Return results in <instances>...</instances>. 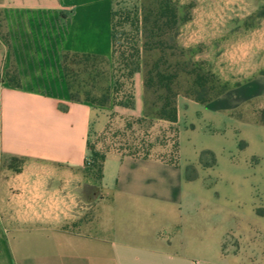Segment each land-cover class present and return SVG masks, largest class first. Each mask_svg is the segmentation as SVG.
Returning a JSON list of instances; mask_svg holds the SVG:
<instances>
[{
  "label": "crops",
  "instance_id": "crops-1",
  "mask_svg": "<svg viewBox=\"0 0 264 264\" xmlns=\"http://www.w3.org/2000/svg\"><path fill=\"white\" fill-rule=\"evenodd\" d=\"M0 8V67L12 63L17 76L11 82L0 72V264H264V214L214 201L225 193L218 181L231 175L186 178L184 164L226 146V136L207 133L213 127H180L190 158L180 148L177 164L108 149L97 208L96 194L86 196L90 137L115 118L146 119L141 71L128 78V101L115 93L103 106L72 100L60 80L61 52L112 57L111 0H0ZM5 53H13L6 63ZM259 100L264 76L204 104L178 99L177 123L186 108L211 125ZM57 210L91 213L71 228L53 222Z\"/></svg>",
  "mask_w": 264,
  "mask_h": 264
},
{
  "label": "rangeland",
  "instance_id": "rangeland-1",
  "mask_svg": "<svg viewBox=\"0 0 264 264\" xmlns=\"http://www.w3.org/2000/svg\"><path fill=\"white\" fill-rule=\"evenodd\" d=\"M111 1L112 57L61 52L57 55L60 80L70 98L96 104L115 93L121 97L118 102L128 101L131 87L127 75L135 67L142 72L143 83L149 73L155 85L144 89L146 119L139 122V119L115 118L105 134L90 137L89 145L99 152L117 149L124 154L156 156L177 164L180 148L183 157L190 158V138L180 127L186 130L213 127L207 133L212 137L226 136V146L218 155L201 152L195 165L184 164L186 178H196L202 171L210 175L209 181L213 183L215 178L229 173L231 178L217 183L226 185L225 193L214 194V201L234 207L240 213L247 214L254 208L256 214H264V157L260 161L258 155L264 147V102L246 103L211 125L201 122L200 115L190 114L187 108L180 124L177 121L171 124L156 116L160 100L168 95L158 89L159 80L169 83L175 103L179 99L188 104L210 101L264 76V0H171L176 12V24L171 28L160 18L163 0ZM12 54L5 53V63L12 59ZM5 66V69L0 67V72L4 70L2 75L16 82L13 64ZM215 127L228 128L225 133ZM22 165V161H15L13 166L16 169ZM85 171V194H96L97 208L101 199L97 170L85 168ZM91 203L92 200L86 201V206ZM78 212L57 210L53 222L77 228L78 221L87 219L91 211H85L80 219ZM230 243L235 245L233 240Z\"/></svg>",
  "mask_w": 264,
  "mask_h": 264
},
{
  "label": "trees",
  "instance_id": "trees-1",
  "mask_svg": "<svg viewBox=\"0 0 264 264\" xmlns=\"http://www.w3.org/2000/svg\"><path fill=\"white\" fill-rule=\"evenodd\" d=\"M160 11H161L160 18L165 20L166 26H169L170 28H171V26H175V24H176V14L175 13L176 12H175V8L173 7L172 1L171 0H163L162 4L160 5ZM111 39H112V46L114 47L113 22H112ZM113 52L114 51H112V55H113ZM136 55L138 57V55H139L138 50L136 51ZM84 56H88V55H84ZM138 70H139L138 67H135V69L130 70L127 77L129 78L133 73L137 72ZM145 76H146V78L144 80L143 87H144V89L149 90L155 84L152 81V77L149 76V73H147ZM160 79H162L161 76H160ZM158 84H159L158 89L163 90L168 95L165 96L164 98H162V100H160V101H162V103L158 107L156 116L160 119H163V120L171 123V124H174L177 121V111H176V103H175L174 96H172V94H171L172 93L171 87H170L169 83L163 84L162 81H160V80L158 81ZM161 84H163V85H161ZM71 99L74 101H79L78 99H74V98H71ZM109 100H110V98L106 96L103 99V101L101 103H98V104L93 103V102L88 101V100H84V101L88 102L90 104L103 106ZM208 101L209 100H207V101L206 100H197L196 102L204 104ZM119 104L123 105L121 103H119ZM144 105L146 107L145 99H144ZM146 116L148 117V115H146ZM140 121H142V120H139V122ZM262 125H264V124H262ZM88 150L90 152V155L85 160V168L96 169L97 170V179L100 180L102 177V166H103L104 155H105L106 151L99 152L95 149L94 146H90L89 143H88ZM128 155H136V153H129Z\"/></svg>",
  "mask_w": 264,
  "mask_h": 264
}]
</instances>
